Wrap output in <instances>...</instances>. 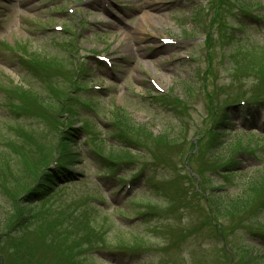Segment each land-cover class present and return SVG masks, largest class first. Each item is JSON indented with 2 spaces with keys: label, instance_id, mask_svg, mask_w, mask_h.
<instances>
[{
  "label": "rangeland",
  "instance_id": "obj_1",
  "mask_svg": "<svg viewBox=\"0 0 264 264\" xmlns=\"http://www.w3.org/2000/svg\"><path fill=\"white\" fill-rule=\"evenodd\" d=\"M261 229L264 0H0V264H264Z\"/></svg>",
  "mask_w": 264,
  "mask_h": 264
},
{
  "label": "trees",
  "instance_id": "obj_2",
  "mask_svg": "<svg viewBox=\"0 0 264 264\" xmlns=\"http://www.w3.org/2000/svg\"><path fill=\"white\" fill-rule=\"evenodd\" d=\"M240 107V106H239ZM252 106H245V107H240V109H242V110H245L246 112H248V111H251V110H253V108H251ZM256 107V106H255ZM242 110H240V111H242ZM224 118H223V125H226L227 124V126H230L231 125V123L228 121L229 119H230V115L228 114V113H226V114H224V116H223ZM222 125V126H223ZM225 130H229V129H223L222 128V131H225ZM69 141H70V143H75V140H74V137H72L71 135H70V137H69ZM216 144H214V148L216 147L215 146ZM69 154V158L73 161V162H76V157H77V155H73V154H71V153H68ZM74 158V159H73ZM234 164V165H233ZM233 165V166H232ZM232 168L231 169H234L235 168V166H237V163H236V161H234V162H232ZM228 167H230V166H228ZM230 170V169H229ZM63 171V170H62ZM62 175H65V174H60V176H62ZM56 182H57V180H56V177H53V174L51 175V174H47L46 176H45V178L43 179V181H42V183H41V191H40V193H41V198L42 197H44V196H46V195H48L49 194V192H50V190L52 189V187L50 186L51 184H56ZM252 188H253V186L252 187H250V189L252 190ZM245 194H247V192L245 193ZM234 205V208H236L237 209V207H236V202L235 203H233ZM212 206H214V208L217 210V213L219 214V215H221V213H226V214H228V213H230L229 212V210L227 209V210H225L226 208L223 206V203L222 202H220V201H215L214 202V205H212ZM261 227H263V225H261ZM261 231H262V233H260V234H258V236H260V237H262L263 239H264V231L261 229ZM260 231V232H261ZM248 260H246L245 259V263L246 264H254L255 262H256V259L255 258H252L251 257V254H250V256L248 255ZM248 261V262H247ZM257 263V262H256ZM255 263V264H256Z\"/></svg>",
  "mask_w": 264,
  "mask_h": 264
}]
</instances>
